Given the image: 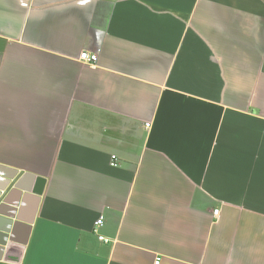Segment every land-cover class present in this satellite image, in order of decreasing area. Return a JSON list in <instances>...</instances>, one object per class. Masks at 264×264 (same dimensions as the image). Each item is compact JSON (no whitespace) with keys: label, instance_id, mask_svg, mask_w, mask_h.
<instances>
[{"label":"crops","instance_id":"0c3cea01","mask_svg":"<svg viewBox=\"0 0 264 264\" xmlns=\"http://www.w3.org/2000/svg\"><path fill=\"white\" fill-rule=\"evenodd\" d=\"M2 231L19 264H264V0H0Z\"/></svg>","mask_w":264,"mask_h":264},{"label":"water","instance_id":"95a60500","mask_svg":"<svg viewBox=\"0 0 264 264\" xmlns=\"http://www.w3.org/2000/svg\"><path fill=\"white\" fill-rule=\"evenodd\" d=\"M3 236V241L2 243H0L2 246H4L6 248L5 251V260L8 261H12V260H16L15 262H13L14 264H19L22 258V254L24 252L25 246H19L16 245L14 243V240L12 238H8L7 236H9V233L6 231H2L1 233ZM10 239V240H9ZM10 258V259H7ZM16 258V259H14Z\"/></svg>","mask_w":264,"mask_h":264},{"label":"built area","instance_id":"2783aa9c","mask_svg":"<svg viewBox=\"0 0 264 264\" xmlns=\"http://www.w3.org/2000/svg\"><path fill=\"white\" fill-rule=\"evenodd\" d=\"M80 60L83 61L86 64L94 65L98 61V54L97 53H90L87 51H84L81 53ZM149 127V125H147ZM116 157H113L115 159ZM214 215H218V211H215ZM103 225V219H99L96 223L97 227H102ZM95 232H97V229H95ZM99 239L101 241H105V238L100 236ZM162 263V257H157L155 259L154 264H161Z\"/></svg>","mask_w":264,"mask_h":264}]
</instances>
